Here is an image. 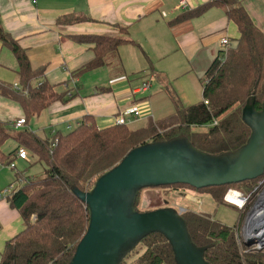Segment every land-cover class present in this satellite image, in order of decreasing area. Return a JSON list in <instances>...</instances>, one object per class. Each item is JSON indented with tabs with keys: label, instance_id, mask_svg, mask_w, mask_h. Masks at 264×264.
<instances>
[{
	"label": "trees",
	"instance_id": "1",
	"mask_svg": "<svg viewBox=\"0 0 264 264\" xmlns=\"http://www.w3.org/2000/svg\"><path fill=\"white\" fill-rule=\"evenodd\" d=\"M211 9L224 11L227 21L236 29L237 38L234 47L225 53L218 52L223 61L215 56L200 79L202 94L198 103L186 106L177 96L169 94L173 112L158 120L147 118L139 128L112 125L99 129L92 116H85L67 135L57 134L44 140L28 130L11 136L13 124L10 127L0 122L1 163H11L14 153L4 155L1 148L13 138L19 148L28 150L45 165L42 177L25 181L6 197L10 207L19 213L23 229L5 243L0 264H69L89 222L87 208L73 191L89 192L100 176L135 148L184 137L195 150L220 156L234 153L246 145L251 131L242 120V112L250 101L254 111L259 112L264 101V24L261 28L256 26L239 0H209L184 12L177 21L199 17ZM114 28L118 31L117 37H73L79 44L90 45L94 55L92 61L72 74L73 79L103 67L109 54H115L122 45L133 43L127 39V28L119 25ZM0 42L17 61L19 87L14 90L12 86L0 83V95L20 106L25 122L52 103L65 102L71 89L59 92L57 86L46 81L35 82L43 76V70L31 69L25 52L1 27ZM263 178L264 175L237 186L250 194ZM235 185L196 191L209 195L216 204L228 206L224 197L229 190H234ZM160 187L195 190L180 184ZM140 193L141 190L134 204L137 212H140L136 208ZM157 209L163 208L154 207L145 212ZM179 217L185 224L191 244L203 250L206 264H264V251L238 242L236 226H225L209 215L190 210L180 212ZM119 264L177 262L165 236L154 232L143 237Z\"/></svg>",
	"mask_w": 264,
	"mask_h": 264
},
{
	"label": "crops",
	"instance_id": "2",
	"mask_svg": "<svg viewBox=\"0 0 264 264\" xmlns=\"http://www.w3.org/2000/svg\"><path fill=\"white\" fill-rule=\"evenodd\" d=\"M207 1L36 0L33 3L31 0H0V27L25 52L31 69L43 70V76L35 82L46 81L57 86L59 92L71 89L65 102L52 103L38 116L27 120L22 128L12 129L28 130L44 140L57 134L67 135L85 116H92L97 127L104 129L113 125L119 113L132 106L150 110L149 102L154 94H148V90L133 94V90L140 87V82L145 83L152 78L160 84L161 90L169 92L162 76L168 74L172 77L168 66L164 65L171 51L185 55L190 72L198 77L200 83L219 49V39L226 36L232 46L231 42L237 38L234 25L227 21L220 9L208 10L190 20L177 21L181 14ZM239 1L255 25L261 28L264 24L263 0ZM201 18H204V23L198 21ZM72 19L78 21L68 22ZM114 25L127 28V39L133 43L120 46L114 55L111 53L106 57L103 67L91 71L95 74L106 70L109 80L87 79L85 75L73 79L72 74L94 57L90 45L79 44L73 37H117L119 34ZM17 72L15 57L0 42V83L12 87L18 85ZM151 87L150 83L148 89ZM200 87L202 94L201 83ZM74 93L75 96L71 97ZM150 113L152 116V111ZM147 118V114L140 117L142 121ZM19 119H24L20 106L0 95V122L11 127ZM13 143H9L7 154L2 153L8 155L13 152L11 163H24L16 156L21 147ZM15 170L16 167L9 169L0 163V253L5 243L23 229L19 213L6 200L8 194L1 195L17 177L23 176Z\"/></svg>",
	"mask_w": 264,
	"mask_h": 264
},
{
	"label": "water",
	"instance_id": "3",
	"mask_svg": "<svg viewBox=\"0 0 264 264\" xmlns=\"http://www.w3.org/2000/svg\"><path fill=\"white\" fill-rule=\"evenodd\" d=\"M242 120L251 134L246 145L234 153L207 155L195 150L184 137L150 143L127 153L119 164L94 182L89 192L74 190L88 210L89 222L69 264H119L143 237L154 232L168 240L177 264H206L203 250L191 244L179 213L167 209L137 212L134 204L138 192L144 188L180 184L200 190L262 177L264 101L259 112L254 111L250 101L242 112ZM206 156L227 163L203 168L192 161L193 158L205 163ZM131 191L133 195L129 198Z\"/></svg>",
	"mask_w": 264,
	"mask_h": 264
},
{
	"label": "rangeland",
	"instance_id": "4",
	"mask_svg": "<svg viewBox=\"0 0 264 264\" xmlns=\"http://www.w3.org/2000/svg\"><path fill=\"white\" fill-rule=\"evenodd\" d=\"M202 19L204 18H201V20L198 21H200V23H204V20ZM149 38H151V36ZM232 38L234 37H231V39ZM152 43H150V45H153ZM231 43L232 46L230 47H234L235 42ZM137 53L140 54L138 50ZM164 65L168 66L167 68L172 74V77L168 74L162 76V79L164 80L163 83L166 88H168V91H170V93L161 90V86H159L160 84L154 80L151 82L152 87L147 91L148 94H154V96L151 102L148 101L149 105L152 106L151 109L149 108L150 110L144 111V113L147 114L148 118L151 117L153 120H158L162 116L170 114L174 110L170 95L177 96L181 103L186 106L194 105L201 100V87L198 81V77H196L193 72H190L188 61L185 55L178 51H171V53H169V58L167 62L164 63ZM105 71L106 70H99L95 74L89 72L84 75L87 79H89L88 77H90L93 79L97 78V80L106 81V79L109 80V77ZM139 84L141 86L142 83L140 82ZM114 85L116 86V84ZM150 111H152V116ZM246 118L249 123L250 120H248V115H246ZM144 122L145 121H142L139 116L138 121L133 120L127 126L130 129H136L144 125ZM17 132L20 131L10 130L11 136H14ZM13 142H15L13 138L8 139L2 146L1 150L5 152V154H7L6 150L9 147L8 145L9 143H12L13 145ZM25 152L29 159L28 162H12L14 167H16V170L14 172L18 173L19 175H23L20 177L21 179H23L22 182L31 180L34 177H42L43 169L45 166L44 162H39L38 157L30 153L28 150H25ZM204 158H206L204 160L205 163L196 161V159L193 158L192 161L199 163L203 168H216L217 166L227 163L226 161L218 162L217 159L224 160L218 157L206 156ZM211 161H213V163H211ZM14 185L15 188L19 187V184L17 183H15ZM233 189L242 193L243 195L247 194V192L244 189L238 187L237 184L233 186ZM132 191L128 194L129 198L130 195H133ZM154 207H162L163 209H167L170 211L178 210L179 214L180 212H184L185 210L206 214L209 215L213 220H216L225 226H236V228H238L239 234L241 235L242 233L241 231L244 216H242L241 211L230 205L227 206L224 204H216L209 195L204 194L203 192H198L196 190L187 188L169 190L162 189L161 187L145 188L141 190L136 207L137 210L140 212H145L151 210V208Z\"/></svg>",
	"mask_w": 264,
	"mask_h": 264
},
{
	"label": "built area",
	"instance_id": "5",
	"mask_svg": "<svg viewBox=\"0 0 264 264\" xmlns=\"http://www.w3.org/2000/svg\"><path fill=\"white\" fill-rule=\"evenodd\" d=\"M35 1L36 0H31L33 3H35ZM228 48H230L229 40L226 36H222L219 39V49L215 56H218V52L225 53ZM217 58L219 61H223L222 57L218 56ZM151 81L152 78H150L148 82L142 83L139 88L133 90V94L147 91ZM13 89L19 90V87L14 85ZM144 111H148L147 108H142L138 105L132 106L119 113L114 118L113 125L124 126L128 125L133 120L137 121L139 116L141 117L145 114ZM24 123V119H19L15 121L12 126L14 129H19L23 127ZM54 143L52 144V147L54 146ZM16 156L25 162H28L29 160L23 148L18 149ZM7 167L9 169H14L12 163L8 164ZM22 181L23 179L17 177L15 183L19 184V187L15 188L14 183L5 189L1 195L5 196L17 191L23 183H25ZM229 196H233L235 200L230 199ZM224 201L241 211L243 214L242 216H244L241 235L238 232V228H236V238L238 242L249 244L256 250L264 251V178L258 182L257 187H255L250 194L243 195L236 190H229L224 197ZM245 209L247 210L245 211Z\"/></svg>",
	"mask_w": 264,
	"mask_h": 264
},
{
	"label": "bare ground",
	"instance_id": "6",
	"mask_svg": "<svg viewBox=\"0 0 264 264\" xmlns=\"http://www.w3.org/2000/svg\"><path fill=\"white\" fill-rule=\"evenodd\" d=\"M229 198L232 199V200H235V198H234L233 196H229ZM236 201H237V200H236Z\"/></svg>",
	"mask_w": 264,
	"mask_h": 264
}]
</instances>
